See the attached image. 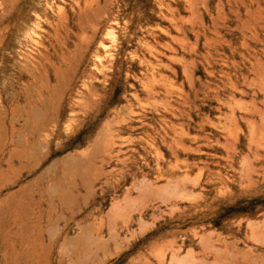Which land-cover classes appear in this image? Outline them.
<instances>
[{"label":"rangeland","instance_id":"obj_1","mask_svg":"<svg viewBox=\"0 0 264 264\" xmlns=\"http://www.w3.org/2000/svg\"><path fill=\"white\" fill-rule=\"evenodd\" d=\"M0 133V264H264V0H0Z\"/></svg>","mask_w":264,"mask_h":264},{"label":"bare ground","instance_id":"obj_2","mask_svg":"<svg viewBox=\"0 0 264 264\" xmlns=\"http://www.w3.org/2000/svg\"><path fill=\"white\" fill-rule=\"evenodd\" d=\"M35 68V67H34ZM39 70V69H38ZM33 72V71H32ZM41 73V72H40ZM43 75V74H42ZM40 76V75H39ZM42 78V77H41ZM48 82V81H47ZM49 83V82H48ZM47 83V86H46V83H45V86H44V88L46 89H48V84ZM41 87H43L42 85H41ZM53 88H56V87H54L53 86ZM59 92V91H58ZM35 93V92H34ZM40 93V92H39ZM51 94H52V92H50V96H51ZM26 95V94H25ZM16 96H17V94H16ZM33 96V95H32ZM31 96V97H32ZM30 97V98H31ZM47 97H48V93L47 92H42V93H40V94H38L37 95V97L35 98V100L33 99V101H31L30 99H26V106H28V108L25 110V120L27 119V118H31V117H34L36 120H37V127L39 128L38 130H40V129H46L47 128V124H48V122L50 121V118H49V116L43 111V107L46 105V101H47ZM24 98V97H23ZM20 99V98H19ZM32 99V98H31ZM16 101V100H15ZM17 102V101H16ZM25 103V102H24ZM22 104V103H21ZM47 104H49V102L47 103ZM18 105V104H17ZM19 106V105H18ZM23 106V105H22ZM24 107V106H23ZM14 108H15V106H14ZM21 109V108H20ZM13 110H15V109H13ZM16 110H17V108H16ZM23 110V109H22ZM21 111V110H20ZM49 111V110H48ZM15 112V111H14ZM17 113V112H16ZM20 114V115H19ZM18 115L19 116H21V113H19ZM4 117V116H3ZM1 118H2V116H1ZM12 120V119H11ZM30 120V119H29ZM51 122V121H50ZM49 122V123H50ZM13 123V122H12ZM4 124V123H3ZM2 124V125H3ZM24 124V123H23ZM28 125H29V123L27 124V126H26V124H25V126L26 127H28ZM32 124H30V126H31ZM29 126V127H30ZM49 126V125H48ZM30 129V128H29ZM28 129V130H29ZM33 129V128H32ZM20 132V131H19ZM29 132V131H28ZM2 133V132H1ZM0 133V134H1ZM4 133H6V132H4ZM33 132H32V136H33ZM27 135V134H26ZM38 135H40V134H38V132H37V137H36V139H38ZM30 136V135H29ZM28 136V137H29ZM1 137V136H0ZM25 137H27V136H25ZM19 138V137H18ZM30 139V138H29ZM27 140H28V138H27ZM5 141V140H4ZM14 141V140H13ZM19 142H20V140H19ZM18 142V143H19ZM27 142H29V141H27ZM26 142V143H27ZM35 141H33L32 143H34ZM21 143H23V142H21ZM31 143V144H32ZM2 144V143H1ZM24 146H25V144H23ZM43 146V145H42ZM46 146V145H45ZM11 157H13V155L11 156ZM21 158V157H20ZM11 159V158H10ZM12 161V160H11ZM73 167V166H72ZM101 170V169H100ZM79 172V171H78ZM62 175H64V174H62ZM67 176V175H66ZM57 182V181H56ZM68 183V182H67ZM84 184V183H83ZM68 185H70L69 183H68ZM61 186V185H60ZM67 186V185H66ZM71 186V185H70ZM57 193V192H56ZM65 193V192H64ZM49 194V193H48ZM53 194V193H52ZM52 194H51V196H52ZM60 196L62 195L61 193H58ZM65 195V194H64ZM63 195V196H64ZM62 196V197H63ZM67 197V196H66ZM9 198H10V196H9ZM56 198V197H55ZM10 199H12V198H10ZM51 200H52V198H51ZM62 200V199H61ZM9 201H11V200H9ZM7 203V202H6ZM28 203V202H27ZM12 205V204H11ZM65 205V204H64ZM50 207H51V205H50ZM65 209V208H64ZM6 211V210H5ZM20 211V210H19ZM51 211V210H50ZM48 212V211H47ZM29 213H31V212H29ZM49 214H50V212H49ZM20 216H21V214H20ZM24 217V216H23ZM22 217V218H23ZM48 219V218H47ZM25 220V219H24ZM17 223V222H16ZM25 223H26V220H25ZM15 224V223H14ZM12 226H13V224H12ZM24 225H22V227H23ZM51 226V225H50ZM55 226V225H54ZM19 228V227H18ZM24 228V230H25V226L23 227ZM47 229V228H46ZM9 230H11V229H9ZM39 230V229H38ZM26 231V230H25ZM40 231V230H39ZM48 231V230H47ZM11 232V231H10ZM18 232V231H17ZM16 232V233H17ZM9 234V233H8ZM20 235V234H19ZM14 236H17L16 234L14 235ZM21 236V235H20ZM22 238H24V237H22ZM4 239H5V237H4ZM21 242H22V240H20ZM27 241V240H26ZM18 242V241H17ZM23 242H24V240H23ZM22 244V243H21ZM20 244V245H21ZM24 244V243H23ZM12 246H14V245H12ZM14 247H12V249H13ZM34 249V248H33ZM30 250H31V248H30ZM29 250V251H30ZM42 250V249H41ZM32 251L33 250H31V253H32ZM36 251V250H35ZM25 252V251H24ZM35 253V252H34ZM25 256V255H24Z\"/></svg>","mask_w":264,"mask_h":264}]
</instances>
